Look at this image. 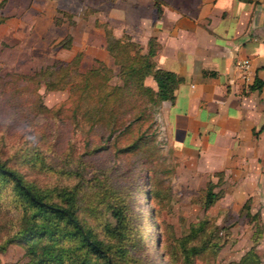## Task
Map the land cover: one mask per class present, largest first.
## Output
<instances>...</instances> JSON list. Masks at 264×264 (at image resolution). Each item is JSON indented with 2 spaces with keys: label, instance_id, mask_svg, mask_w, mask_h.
Returning <instances> with one entry per match:
<instances>
[{
  "label": "trees",
  "instance_id": "obj_1",
  "mask_svg": "<svg viewBox=\"0 0 264 264\" xmlns=\"http://www.w3.org/2000/svg\"><path fill=\"white\" fill-rule=\"evenodd\" d=\"M5 1H0V8ZM3 19L0 13V23ZM157 46L155 37L148 39L144 51L137 42L108 33L107 49L119 67L121 82L116 84L109 83L112 70L101 62L80 71L78 56L54 59L33 74L7 73L0 78L2 87L12 94L20 88L26 92L22 97L29 109L25 119L32 111L42 116L38 127L47 142L27 147L23 157L31 167L46 170L52 177L47 183L27 178L8 159L0 158V201L9 209L4 222L12 224L0 250L10 242H20L27 256L24 264H140L132 254L140 245L133 235L126 195L106 173L117 166H96L91 157L111 151L114 159H119L153 148V138L145 133L151 126V111L144 103L173 100L182 80L174 71L157 65ZM149 75L155 88L144 82ZM39 86L46 90L66 88L68 96L55 109L46 108L37 91ZM254 87L260 84L256 82ZM55 120L85 129L81 150L66 137L59 142ZM134 131L137 133L132 137ZM91 170L97 174L87 178ZM217 183L219 180H210L206 185L205 209L221 193L214 190ZM242 208L246 216L258 217L250 212L248 201ZM219 230L209 217L191 223L186 234L177 238L180 263L174 264H197L205 251L214 261L221 245ZM226 264H261V260L252 245L238 261Z\"/></svg>",
  "mask_w": 264,
  "mask_h": 264
},
{
  "label": "rangeland",
  "instance_id": "obj_2",
  "mask_svg": "<svg viewBox=\"0 0 264 264\" xmlns=\"http://www.w3.org/2000/svg\"><path fill=\"white\" fill-rule=\"evenodd\" d=\"M135 5L137 4L133 0L18 2V6L23 8L22 12H18L20 14H2L4 19L0 23V78L7 73L33 74L54 59L70 60L78 56L80 71H87L101 62L112 70L109 83H120L119 67L107 49V35L110 33L114 37L131 39L146 51L147 45L144 48L138 41L139 38L136 40L133 37V32L141 27L133 22V17L138 16V7L135 8ZM144 82L156 87L150 75ZM37 91L41 95L42 105L50 109H55L68 96L66 88L46 90L39 86ZM25 93L20 88L17 93L12 94L0 84V158L8 159L11 165L25 172L27 178L47 183L52 181L50 172L31 167L23 157L27 147L38 144L42 146L47 142L41 137L43 130L38 127L42 116L32 111L28 119H25L24 113L29 110L22 99ZM144 105L151 111V126L145 133L150 139L153 138L150 142L153 148L138 155H122L119 159H114L111 151L91 157L96 166H117L108 169L106 173L109 180L115 182V186L126 195L133 235L140 245L132 253L136 261L140 264L180 263L177 238L186 234L191 223L204 217L211 218L220 228L218 243L221 245L214 255V261L210 260L209 252L205 251L198 256L197 264L238 261L259 241L261 229L258 217L252 219L246 216L242 207L238 211L239 216L235 210H219V204L216 208V201L224 194L223 189L217 187L221 183L219 174L215 179L219 183L215 184L214 190L221 193L205 209L202 202L204 190L208 181L215 180L210 176L207 179L199 177L196 169L188 168L192 166L191 163L182 162L181 155L174 153L162 128L160 104L145 102ZM54 126L59 134V142L66 137L76 143L77 150H81L87 133L85 129L80 130L70 123L56 120ZM144 126L145 124L140 130ZM136 133L134 131L132 137ZM96 174L95 170H91L86 177ZM5 205V202L0 201V242L12 225L4 222L9 215V209ZM242 216L247 218L250 228L254 230L252 240L246 236L243 223L238 233H233L232 226L236 221L244 220ZM26 261L27 256L20 242H10L5 249L0 250V264H24Z\"/></svg>",
  "mask_w": 264,
  "mask_h": 264
},
{
  "label": "crops",
  "instance_id": "obj_3",
  "mask_svg": "<svg viewBox=\"0 0 264 264\" xmlns=\"http://www.w3.org/2000/svg\"><path fill=\"white\" fill-rule=\"evenodd\" d=\"M21 1L6 0L0 13L20 14ZM133 2V22L141 25L133 37L144 48L155 37L157 65L182 78L174 99L159 106L166 138L199 177L220 175L224 194L216 208L238 215L249 202L258 214L255 249L264 264V0ZM244 58L250 61L246 70L238 66ZM242 217L233 233L243 223L252 240L254 230Z\"/></svg>",
  "mask_w": 264,
  "mask_h": 264
},
{
  "label": "built area",
  "instance_id": "obj_4",
  "mask_svg": "<svg viewBox=\"0 0 264 264\" xmlns=\"http://www.w3.org/2000/svg\"><path fill=\"white\" fill-rule=\"evenodd\" d=\"M249 59L248 58H244L240 61H238V66L241 67L243 70H246L249 67Z\"/></svg>",
  "mask_w": 264,
  "mask_h": 264
}]
</instances>
